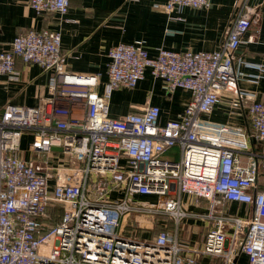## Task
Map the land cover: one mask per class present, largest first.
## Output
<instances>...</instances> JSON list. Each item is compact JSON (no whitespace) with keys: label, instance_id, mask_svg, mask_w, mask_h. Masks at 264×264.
<instances>
[{"label":"built area","instance_id":"obj_1","mask_svg":"<svg viewBox=\"0 0 264 264\" xmlns=\"http://www.w3.org/2000/svg\"><path fill=\"white\" fill-rule=\"evenodd\" d=\"M209 1L166 0L162 7L169 13L205 8ZM28 6L35 15L61 18L68 0H28ZM256 17L248 0H238L213 51L158 48L149 56L140 40L115 44L107 50L100 93L97 73L66 68L57 30L15 35L8 49L0 50V75L14 74L15 59L36 65L50 72V96L38 106L8 102L0 110V264H264V101L251 102L246 111L255 150L228 127L200 122L221 92H228L236 107L232 56ZM145 69L167 89L189 92L177 119L160 124L159 108L149 104L121 117L109 114L112 91L134 87ZM72 107L83 108L81 117L68 119ZM25 133L27 154L21 150ZM172 147L178 158H163ZM239 155L247 160L243 166ZM185 182L194 198L217 197L251 210L242 218L223 208L214 214L209 207L199 215L208 223L200 244L187 246L176 230L181 220L197 214L181 206ZM142 195L155 201L135 200ZM130 213L149 218L137 221L142 229L151 230L160 216L175 227L164 225L138 239L133 225L121 230Z\"/></svg>","mask_w":264,"mask_h":264},{"label":"crops","instance_id":"obj_2","mask_svg":"<svg viewBox=\"0 0 264 264\" xmlns=\"http://www.w3.org/2000/svg\"><path fill=\"white\" fill-rule=\"evenodd\" d=\"M165 2L166 0H68L67 12L59 18L53 13L35 15L28 6V0H0V50L8 49L15 35L29 29L57 30L66 68L75 72L97 73L99 79L95 90L100 93L106 79L109 47L140 40L149 56H154L158 48L176 52L216 50L234 16L238 0H210L205 8H174L169 13L163 10ZM248 5L254 7L256 21L243 34L242 42L232 56L233 69L237 75V105H231L228 92H221L210 112L200 116V122L211 128L228 127L231 132L245 138L250 150H255L257 143L250 131L246 111L251 102L264 101V0H248ZM256 65H260L262 70L257 69ZM49 74V71H43L36 65H25L15 59L14 74L10 77L0 75V110L8 102L38 106L50 96L47 86ZM189 98L188 91L167 89L161 80L153 79L148 69H145L143 78L134 87L112 91L108 111L113 117H121L126 113L139 111L146 104L155 105L159 108L158 122L162 124L177 119ZM82 114V107H72L68 119L81 117ZM28 139L29 136L23 134L21 146L25 143L27 145ZM171 149L163 154L165 156L167 153L166 159L170 155L174 156L175 151L172 153ZM238 157L239 164L245 165L246 158L243 155ZM192 193V185L185 182L179 197L181 206L197 215L181 220L183 227L180 231L178 225L176 235L187 244L198 245L208 226L199 215L208 209L199 206L198 200L201 197L194 198ZM214 199L220 201L219 212L223 208L226 214L246 218L251 210L245 204L223 203L217 197ZM214 199L209 201L208 208L211 210ZM135 200L152 203L155 197L142 195L136 196ZM152 221L153 228L149 232L142 231L141 238H150L164 225L175 227L172 221H165L164 216Z\"/></svg>","mask_w":264,"mask_h":264},{"label":"rangeland","instance_id":"obj_3","mask_svg":"<svg viewBox=\"0 0 264 264\" xmlns=\"http://www.w3.org/2000/svg\"><path fill=\"white\" fill-rule=\"evenodd\" d=\"M200 131L201 132H205L206 130H204L203 128L202 129H200ZM26 148H27V145H26V143L23 145V146H21V150L23 151H25V154H27L26 152ZM173 154H174V156H172V155H170L169 156V158L168 159H171V160H175V159H177L178 158V152H177V149H176V147H174V148H172L171 150H170ZM177 155V156H176ZM176 156V157H175ZM163 158H167V153L165 154V156H163ZM32 159L34 160V161H37V160H40V158L39 157H35L34 155H32ZM154 197V196H153ZM199 206H201V207H205V208H207L208 209V206H209V200H207V199H205L204 197H201V198H199ZM220 201L218 200V199H214V201H213V208H212V213H214V214H216V213H218L219 212V210H220ZM141 219H146V220H149V218L148 217H144V216H140V215H135V214H127L126 215V217H125V219L123 220V222H122V225H121V230H122V228H123V226H125V229L129 226V225H133V234H134V237H137L138 239H145V238H141V233H142V231H148V230H143V229H141L138 225H137V221L138 220H141ZM183 223V222H182ZM182 223H180L179 224V227H180V231H181V229H182V227H183V224ZM125 224V225H124ZM130 229V227H128L127 228V230H129ZM149 232V231H148ZM139 233V234H138ZM179 240L180 241H182V243L183 244H185V245H187V246H195L196 244H194V245H191V244H187L186 243V241H184V240H182V239H180L179 238ZM198 244H200V242L198 243Z\"/></svg>","mask_w":264,"mask_h":264},{"label":"water","instance_id":"obj_4","mask_svg":"<svg viewBox=\"0 0 264 264\" xmlns=\"http://www.w3.org/2000/svg\"><path fill=\"white\" fill-rule=\"evenodd\" d=\"M51 150H54V151H59V150H60V148H58V147H52V148H51Z\"/></svg>","mask_w":264,"mask_h":264}]
</instances>
